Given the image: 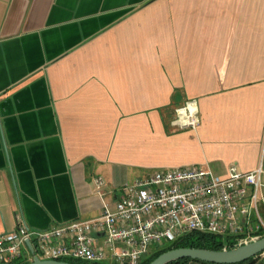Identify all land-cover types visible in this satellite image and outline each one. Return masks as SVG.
I'll return each instance as SVG.
<instances>
[{"label":"crops","instance_id":"obj_1","mask_svg":"<svg viewBox=\"0 0 264 264\" xmlns=\"http://www.w3.org/2000/svg\"><path fill=\"white\" fill-rule=\"evenodd\" d=\"M193 165L264 169V0H0V234Z\"/></svg>","mask_w":264,"mask_h":264},{"label":"built area","instance_id":"obj_2","mask_svg":"<svg viewBox=\"0 0 264 264\" xmlns=\"http://www.w3.org/2000/svg\"><path fill=\"white\" fill-rule=\"evenodd\" d=\"M200 123L196 99L175 109L172 126L177 130L196 131ZM192 232L231 238L238 246L262 238L263 167L242 172L232 165L224 176L199 165L158 170L126 184L114 208L105 206L92 220L42 231L18 221L15 230L0 234V264L31 262L34 256L86 264H142L155 250Z\"/></svg>","mask_w":264,"mask_h":264},{"label":"water","instance_id":"obj_3","mask_svg":"<svg viewBox=\"0 0 264 264\" xmlns=\"http://www.w3.org/2000/svg\"><path fill=\"white\" fill-rule=\"evenodd\" d=\"M27 248L32 253L29 241H26ZM264 253V237L238 246L232 250L211 251L196 248H177L169 250L157 257L150 264H169L176 260L192 259L212 264H238L252 257ZM27 264H72L65 261L41 260L34 256L31 262Z\"/></svg>","mask_w":264,"mask_h":264},{"label":"trees","instance_id":"obj_4","mask_svg":"<svg viewBox=\"0 0 264 264\" xmlns=\"http://www.w3.org/2000/svg\"><path fill=\"white\" fill-rule=\"evenodd\" d=\"M237 247H238L237 242L231 238L224 239L223 237L214 234L192 232L181 237L173 244L155 250L146 260L142 262V264H150L152 261H154L157 257L162 255L163 253L177 248H196V249H204L211 251H223V250H232ZM64 261L72 264H86L74 260H64ZM27 263L29 262L21 261V262H15L13 264H27ZM169 264H212V263L203 262L199 260H192V259H181V260L173 261ZM238 264H264L263 253Z\"/></svg>","mask_w":264,"mask_h":264},{"label":"rangeland","instance_id":"obj_5","mask_svg":"<svg viewBox=\"0 0 264 264\" xmlns=\"http://www.w3.org/2000/svg\"><path fill=\"white\" fill-rule=\"evenodd\" d=\"M264 256V255H263ZM19 262V261H18Z\"/></svg>","mask_w":264,"mask_h":264}]
</instances>
